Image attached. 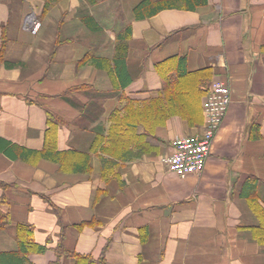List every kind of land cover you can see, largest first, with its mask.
Segmentation results:
<instances>
[{
	"label": "crops",
	"instance_id": "obj_1",
	"mask_svg": "<svg viewBox=\"0 0 264 264\" xmlns=\"http://www.w3.org/2000/svg\"><path fill=\"white\" fill-rule=\"evenodd\" d=\"M46 1L0 0V214L9 221L0 251L17 248L16 226L27 223L45 246L29 254L34 264L54 263L62 226L67 250L98 257L104 249L106 264H264L257 241L264 231L254 233L262 219L246 196L253 189L264 207V0H205L141 19L133 8L142 0H55L45 9ZM127 23L122 86L113 55ZM88 53L105 58L106 69L80 64ZM174 56H184L189 71L210 68L208 83L230 87L204 167L186 175L169 169L173 139L199 133L203 123L172 115L156 126L157 148L119 162L118 176L105 179L101 152L91 151L97 131L107 133L126 98L157 96L155 65ZM46 109L62 120L53 150L89 153L79 168L29 155L44 148Z\"/></svg>",
	"mask_w": 264,
	"mask_h": 264
},
{
	"label": "trees",
	"instance_id": "obj_2",
	"mask_svg": "<svg viewBox=\"0 0 264 264\" xmlns=\"http://www.w3.org/2000/svg\"><path fill=\"white\" fill-rule=\"evenodd\" d=\"M53 1L55 0H47L44 8L47 9ZM204 2L205 0H142L133 8V12L136 19H141L148 18L166 7L186 6V8H195L196 4ZM130 31L131 25L127 23L116 33L115 38L113 62L115 72L122 86L129 82V77L124 74V71L128 41L131 36ZM59 43L60 40L57 37L56 44ZM0 59H2L1 53ZM79 63H93L98 67L106 69L105 58L94 57L89 53ZM5 64L6 66H12L19 65L20 63L10 64L6 62ZM155 69L162 80V90L159 91V94L143 100L126 98L122 107L116 108L110 114L107 133L103 131H97L96 133L91 151L96 152L99 150L101 152V174L105 179H108L110 175L118 176L115 167L119 165V162L140 158L144 153L157 148L159 139L155 134L156 126L164 124L168 117L180 115L190 125L203 122L201 98H204L209 88L208 79L205 78L208 76L210 68L205 67L189 71L185 66V57L174 56L157 63ZM113 80L115 82V77ZM46 113L48 126L44 148L39 151H28L29 155L58 159L60 167L63 169L79 168L82 161L86 162L88 160L89 153L55 152L53 150L55 147L53 134L55 128L62 120L48 109H46ZM1 145L5 147V150L10 155L17 154L15 152L16 146H6L5 141ZM71 157H77V159L71 161ZM80 157H85V160ZM89 169L90 166L87 165L86 170ZM246 196L249 207L262 219L258 228H254V233L257 236V231H261V229L264 231V207L259 202L253 189L247 188ZM52 208L60 216L59 209L54 205H52ZM6 216L5 214H0V221H2L0 222V227H4L9 222ZM85 224L86 222H82L77 226L82 228ZM16 227L17 248L0 251V264H34L29 259V254L43 252L45 246L36 243L30 224L19 223ZM62 229L56 245V260L52 264H60V259L63 255L73 257V264H106L104 249L98 257H94L90 253L67 250L63 243L65 226H62ZM142 240L144 239L142 238ZM257 241L260 244H264V239L260 237H258Z\"/></svg>",
	"mask_w": 264,
	"mask_h": 264
},
{
	"label": "built area",
	"instance_id": "obj_3",
	"mask_svg": "<svg viewBox=\"0 0 264 264\" xmlns=\"http://www.w3.org/2000/svg\"><path fill=\"white\" fill-rule=\"evenodd\" d=\"M40 26L34 21L32 30ZM231 102L230 87L221 80L214 79L202 101L203 123L199 133L177 136L172 141L173 152L165 159L170 170L179 175L200 171L210 154L212 141Z\"/></svg>",
	"mask_w": 264,
	"mask_h": 264
}]
</instances>
